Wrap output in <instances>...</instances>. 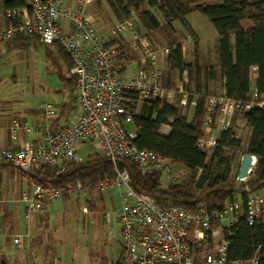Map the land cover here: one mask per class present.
I'll use <instances>...</instances> for the list:
<instances>
[{
	"label": "built area",
	"instance_id": "2783aa9c",
	"mask_svg": "<svg viewBox=\"0 0 264 264\" xmlns=\"http://www.w3.org/2000/svg\"><path fill=\"white\" fill-rule=\"evenodd\" d=\"M2 1L0 43L16 37H37L43 44H58L72 62L70 72L74 78L75 98L82 112L57 130L43 124L41 136L35 142L25 140L15 149H1L0 162H8L26 173L41 167L61 173L82 162L77 147L91 142L99 155L110 160L114 167L112 176L75 179L60 187L33 184L30 193H21L28 210L40 213L46 204L62 194L77 199L88 192L117 190L123 249L120 264H224L226 241L223 227L230 228L242 215L236 196L219 211L160 207L153 196L131 186L130 173L125 165L118 166L119 161H126L144 173H160V180L171 170L172 160L139 148L133 142L135 129L128 127L135 102L154 101L161 96L159 60L168 54L169 47H154L138 31V21L133 17L98 32L88 13L89 0H75L72 5L67 0H25L21 7H4ZM131 63H135L136 68L127 73ZM186 72V69L182 70L183 77ZM254 93L252 88V96ZM186 97L183 92V102ZM252 106V100L242 103L229 98L224 91L211 95L206 99L204 124L209 127L215 122L218 130H226L236 110ZM13 127L27 129L26 124L20 127L16 120H13ZM169 131V124L160 125V134L167 135ZM214 145L212 136L198 140L199 147ZM255 162L252 155L248 177ZM248 177L236 179L240 183ZM245 190L247 223L264 224V195L248 186ZM80 211L86 212L87 208L80 207ZM106 221H109L108 216ZM13 241L18 243L19 239ZM231 264H258V258L254 255Z\"/></svg>",
	"mask_w": 264,
	"mask_h": 264
},
{
	"label": "trees",
	"instance_id": "16d2710c",
	"mask_svg": "<svg viewBox=\"0 0 264 264\" xmlns=\"http://www.w3.org/2000/svg\"><path fill=\"white\" fill-rule=\"evenodd\" d=\"M106 1L117 19L116 22L131 18L132 13H136L138 31L141 34L154 44L159 42V37L163 38L169 47L166 55L169 76L177 73L182 79L183 69L189 74L194 72L197 92H200L199 64L197 59L189 63L183 59L182 42L179 40L182 34L176 35L173 23L179 21L193 35L185 18L198 12L216 30L217 67H205L202 71L204 81L210 78L218 82L221 79L223 91L229 98L242 103L252 100L253 106L249 109L242 107L232 114L230 127L219 132L208 155L207 148L198 146V140L208 135L209 128H217L215 122L209 127L204 124L206 99L216 93L207 91L204 83L202 95L198 97L190 119L188 106L192 93H187L185 105L168 103L162 96L154 101L142 102L137 112H134V107L131 108V126L136 131L134 144L182 164L189 169L190 176L187 180L171 182L166 188H162L160 173H144L126 161H119L118 166L125 165L130 173L131 186L136 191L153 196L160 207L181 206L191 210L205 208L219 211L236 196L242 215L230 228L223 227L226 241L224 264L248 260L254 255H257L258 264H264V224H248L245 219L246 186L255 190L264 187V0ZM24 4L25 0H3L1 3L4 7H21ZM144 6L152 8L156 14ZM16 38L28 41L32 37ZM60 51L71 67L72 62L66 52L61 47ZM253 68L256 70L254 74ZM252 88L255 89L253 96ZM182 91L187 92L184 86ZM237 117L242 118L251 130L245 150L242 149L241 138L232 129ZM165 123L170 125V131L167 135H162L159 127ZM243 151L254 155L256 162L246 181L238 183L237 175L231 174V164L234 159L239 160ZM23 173L34 184L60 187L75 179L93 180L99 176H112L114 167L110 160L97 156L73 164L61 173H55L48 167ZM233 182L237 184L236 187ZM121 259L122 251L114 264H120Z\"/></svg>",
	"mask_w": 264,
	"mask_h": 264
},
{
	"label": "crops",
	"instance_id": "0c3cea01",
	"mask_svg": "<svg viewBox=\"0 0 264 264\" xmlns=\"http://www.w3.org/2000/svg\"><path fill=\"white\" fill-rule=\"evenodd\" d=\"M67 1L69 5L75 2V0ZM93 2L94 0H89L87 7L90 17L93 15V20L96 22L97 19L94 14H90L89 11V6ZM189 15L185 19L193 35L200 38V43L203 41L206 43V40H210V38L214 39L216 64H203L197 59L198 56L196 55L195 59H197L200 68L198 77L200 92L195 91L194 72L191 74L186 72L185 77L181 75L182 79L178 75L182 94V86L186 89L190 88L193 92L188 106V119L191 118L198 97L202 95L203 83L207 91L215 92L217 84L220 91L216 94L223 91L221 79L216 82L209 78L205 82V77L202 75L205 67L210 65L217 67V32L215 29H211L208 24L202 23V29L205 32L200 36L192 22L189 21ZM173 25L177 31L186 37L184 43H190L191 36L183 25L179 21H175ZM184 43L182 44V50L183 59L185 60ZM37 44H43L37 37H32L28 41L12 38L0 44V150L5 148L15 149L25 140L35 142L41 136L40 127L43 124L47 123L51 130H57L74 115L82 112L75 98V84L70 72L69 61L63 56L57 44L54 43L57 47L56 55L62 59L63 63H61L60 67H63L65 72L62 76L66 85L65 92L62 89H56L53 92L49 91L42 83L36 80L37 60L35 59L34 48ZM47 46H51V44ZM159 66L166 73V68H168L166 56L159 60ZM252 71L254 74L255 68ZM160 82L162 84V81ZM183 83L186 84L182 85ZM182 94L181 97L176 98V101L172 100L173 96L170 99H166V101L185 105V102L182 101ZM13 120H16L20 127L26 124L27 129L14 128ZM128 127L133 128L131 124ZM232 129L235 135L241 138L242 149L245 150L251 132L250 128L245 125L242 118L237 117ZM219 132L220 130L216 127L209 128L206 136H212L216 141ZM86 143L88 142L79 144L77 150ZM244 153L245 151L239 157V161L242 160ZM97 156L100 155L97 153V155L89 159ZM33 184L34 182L27 174L13 167L8 162H0V264H73L72 257L70 255L66 256L65 244H63L69 242L68 233H64V230H59L57 223L60 220H56L57 223H55L52 219L53 212L49 209L50 206H55L56 201L46 204L42 212L33 213L28 210L27 203L22 199V191L30 193ZM167 186L162 185V188ZM263 189L264 187L256 190L264 195ZM111 192L115 194L119 207L118 191L112 190ZM97 197L105 201L106 193L88 192L77 197L76 200L82 198L85 203V205L80 207L85 206L87 208V211L82 213H87L91 208L95 207L93 199ZM59 198L63 203L69 201L66 194H62ZM15 238L19 239L18 243L13 241ZM65 238L67 241H64Z\"/></svg>",
	"mask_w": 264,
	"mask_h": 264
},
{
	"label": "rangeland",
	"instance_id": "374dc122",
	"mask_svg": "<svg viewBox=\"0 0 264 264\" xmlns=\"http://www.w3.org/2000/svg\"><path fill=\"white\" fill-rule=\"evenodd\" d=\"M144 8L156 14L152 8L148 6H144ZM89 11L90 14H94V17L97 19L95 22L93 20V15L91 16L92 22L98 32L106 30L117 21L106 0H94L93 4L89 6ZM132 17L137 19L136 13H132ZM189 21L192 22V25L200 36L205 32L202 29V23H206L211 29H214L212 24L198 12L191 13L189 15ZM180 34L181 33L176 30V35L178 36ZM190 36V43L188 44L184 43L186 37H184L183 34L179 36L180 38L178 37L182 44L184 43L185 61L187 63L193 62L197 55V59L203 62V64L212 63L215 65L216 52L214 50V39L209 37L210 40H206V43L205 41L200 43V38L196 37V35ZM151 43L154 47L168 46V43L160 37L158 43ZM34 49L35 59L37 60L36 80L42 83L49 91L53 92L56 89H62L63 92H65L66 85L62 78L65 72L63 67H60L61 63H63L62 59L56 55L57 47L54 44H51V46L37 44ZM135 68L136 64L131 63L127 67V73ZM166 69V73L163 68L161 70V96L165 99H170V97L173 96L172 100L176 101V98L181 97L182 94L179 87L180 79L177 73H175L174 76H169L168 68ZM215 87H217L215 93H218L220 91L218 84ZM186 90L189 94L193 93L190 88ZM140 105V102L134 103V112L138 111ZM212 149L213 147L206 149L208 155ZM77 153L82 161H84L97 155V153L99 154V151L94 147L93 143L88 142L80 146ZM240 162L238 158L232 161L231 174L233 176L237 175ZM189 176V169L180 163L172 162L170 172L165 174L160 181L161 186H167L171 182L187 180ZM233 186L236 187L237 184L233 182ZM93 200L95 207L91 208L87 213H82L80 211L79 207L85 205L82 198L79 200L69 198V201L66 203H63L60 198H58L54 200L56 201L55 206H50L49 209L53 212V221L57 223L56 220H60V222L57 223L59 230H64V233H68L69 242L63 244H65L66 256L70 255L72 257L73 264H114L119 260L122 251V241L119 231L120 223L117 214L118 203L115 199V194L110 191L106 192L105 201L99 197ZM106 215H108L109 221H106ZM64 241H67L66 238ZM204 250L205 249H202V252H204Z\"/></svg>",
	"mask_w": 264,
	"mask_h": 264
},
{
	"label": "water",
	"instance_id": "95a60500",
	"mask_svg": "<svg viewBox=\"0 0 264 264\" xmlns=\"http://www.w3.org/2000/svg\"><path fill=\"white\" fill-rule=\"evenodd\" d=\"M252 165V155L249 153H244L242 160L240 162V167L237 173V179H244L248 177V171Z\"/></svg>",
	"mask_w": 264,
	"mask_h": 264
}]
</instances>
